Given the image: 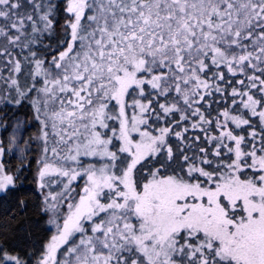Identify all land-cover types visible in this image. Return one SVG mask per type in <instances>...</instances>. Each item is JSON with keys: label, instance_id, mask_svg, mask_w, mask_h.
<instances>
[{"label": "snow or ice", "instance_id": "6c2138e0", "mask_svg": "<svg viewBox=\"0 0 264 264\" xmlns=\"http://www.w3.org/2000/svg\"><path fill=\"white\" fill-rule=\"evenodd\" d=\"M29 178L0 264H264V0H0V194Z\"/></svg>", "mask_w": 264, "mask_h": 264}, {"label": "trees", "instance_id": "16d2710c", "mask_svg": "<svg viewBox=\"0 0 264 264\" xmlns=\"http://www.w3.org/2000/svg\"><path fill=\"white\" fill-rule=\"evenodd\" d=\"M16 163V161H13ZM32 190L30 178L25 181L21 191L15 195L9 194L7 198L0 194V231L6 230L7 235L13 246L18 244H28V237L24 232L27 228L32 233V240L35 241L43 236L42 221L38 223L36 209L31 201L24 212H20L16 201L28 199V195ZM13 213L16 215L13 216Z\"/></svg>", "mask_w": 264, "mask_h": 264}]
</instances>
